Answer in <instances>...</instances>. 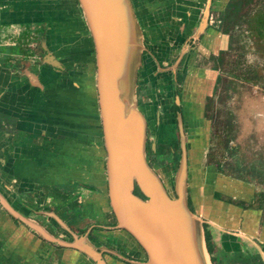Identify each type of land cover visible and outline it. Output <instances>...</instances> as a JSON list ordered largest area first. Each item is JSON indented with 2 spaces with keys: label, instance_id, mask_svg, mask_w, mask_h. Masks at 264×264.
<instances>
[{
  "label": "crops",
  "instance_id": "1",
  "mask_svg": "<svg viewBox=\"0 0 264 264\" xmlns=\"http://www.w3.org/2000/svg\"><path fill=\"white\" fill-rule=\"evenodd\" d=\"M62 1L0 0V193L18 198L21 206L28 200L53 205L61 222L71 220L79 229L95 224L90 239L121 252L132 251L146 264V253L128 232L101 228L116 219L109 199L95 51L77 0H67L77 11L71 18L75 25L67 24L59 12ZM132 1L148 41L143 44L141 34L135 101L139 105L140 98L147 134L153 127L158 145L177 148L169 104L173 82L180 87L184 116L189 117L184 126L190 135L185 138L188 201L201 223L207 263L264 264V208L256 205V196H241L240 182L227 176L208 168L195 175L191 168L203 163L205 156L200 150L205 146L202 137L194 133L201 132L202 124L191 119L200 118L204 108L198 102L212 94L218 76L207 56L226 50L228 37L212 30L210 37L190 44L199 34L194 31L202 13L200 0ZM184 56L185 64L178 69ZM205 59L209 64L201 65ZM198 91L201 99L195 100ZM153 149L155 155L164 153L162 147ZM152 169L162 180L157 168ZM1 206L0 264H93L75 249L42 239L26 224L16 229ZM48 219L51 222L52 217ZM52 221L57 228L63 225ZM58 247L64 249L62 255L55 254ZM107 258L108 264H127L122 258Z\"/></svg>",
  "mask_w": 264,
  "mask_h": 264
},
{
  "label": "water",
  "instance_id": "2",
  "mask_svg": "<svg viewBox=\"0 0 264 264\" xmlns=\"http://www.w3.org/2000/svg\"><path fill=\"white\" fill-rule=\"evenodd\" d=\"M77 1L94 43L98 105L108 153L109 199L116 228L137 241L147 255L146 264H208L201 223L188 206L189 171L181 122L182 158L174 179L176 198L147 161V119L135 101L142 40L132 2ZM205 26L206 20L202 28ZM137 187L145 200L135 194ZM0 204L42 239L82 252L96 264H107L87 236L64 242L18 213L1 193Z\"/></svg>",
  "mask_w": 264,
  "mask_h": 264
},
{
  "label": "rangeland",
  "instance_id": "3",
  "mask_svg": "<svg viewBox=\"0 0 264 264\" xmlns=\"http://www.w3.org/2000/svg\"><path fill=\"white\" fill-rule=\"evenodd\" d=\"M232 1L239 2L241 0H226L224 2V5L226 4V7L224 6L226 16L224 15V17H227V9H230L229 5L232 4ZM62 4V9L59 12H62L61 15L65 20L67 19V24H73L71 18L77 14V11H72L71 2L67 0ZM219 26L223 28L222 35L228 37L230 41L225 50L226 53L223 52L224 54L219 58L221 74L213 97L205 102L207 108L204 115L200 114L201 118L207 120V131H205L204 124V130L201 132L205 143V146L200 148L202 151L205 150L203 163L191 168H193L195 175L200 170L203 174L208 168L220 176H227L240 182V195L244 197L250 195L251 198L256 196V205L264 208V0H249L248 4L240 8L232 21L223 19ZM87 37L90 38L88 34ZM207 57L214 65L210 55ZM207 59L202 60L201 65L209 64ZM178 93V90L173 93V99L179 95ZM201 94L200 91L196 92L194 99H201ZM138 96L140 97L139 93ZM165 104L166 101L163 102V105ZM174 131L177 139L179 130L175 127ZM198 133L200 134L199 131ZM157 141L156 129L150 127L147 134L146 152L148 157L153 160L151 166L154 169L157 168L167 191L169 190L170 195L176 198L173 183L181 162L182 148L158 145ZM153 147L156 150L158 147H162L164 153L160 156L155 155ZM171 150L172 154L169 153ZM172 161L175 164L173 167H171ZM28 202L34 208L40 209L41 212L48 208L45 212L49 213L53 206L46 207L45 205L34 204L30 200ZM5 215L7 216V214ZM39 220L44 222L43 217H40ZM11 221L16 229L20 228L18 221H14L12 218ZM51 229L53 230V227ZM67 229L74 231L79 236L84 235L88 228L78 229V231L69 227ZM55 231L60 236L69 239L59 227ZM89 240L99 251H101L100 248L103 252L106 251L104 247L107 246L101 245L99 240L90 238ZM63 250V248L58 247L55 249V254L62 255ZM112 250L120 255H125L114 248ZM129 254L133 255L134 252ZM133 261L135 263L143 262L134 259Z\"/></svg>",
  "mask_w": 264,
  "mask_h": 264
},
{
  "label": "flooded vegetation",
  "instance_id": "4",
  "mask_svg": "<svg viewBox=\"0 0 264 264\" xmlns=\"http://www.w3.org/2000/svg\"><path fill=\"white\" fill-rule=\"evenodd\" d=\"M196 2L198 1V0H195ZM226 0H200V4H199V7H198V10H201L202 11V13L199 15V20H198V22H197V30H195L194 31V34L198 31L199 32V34L197 35V38H195V39H191L190 41H191V43L190 44H192V42L193 41H200V39L202 38V39H204L207 35H208V33L210 32V31H212V30H214L215 31V33L216 34H219V35H222V33H223V28H221L220 26H219V24H221L222 22H223V19H224V15H225V12H226V4L224 5V2H225ZM131 2H132V5H133V8H134V11H135V14H136V18H137V22H138V24H139V28H140V31H141V34H142V37H143V44H145L146 45V43L148 42L146 39H145V37H144V32H145V29H144V27L142 26V22H140L139 20H138V18H140V15H139V12H138V9L137 8H135V6H134V3H133V1L131 0ZM229 2H231V1H229ZM77 3H78V6H79V8H80V12H81V14H82V17H83V19H84V16H83V12H82V9H81V7H80V5H79V2L77 1ZM225 6V7H224ZM201 7V8H200ZM196 7L194 6V9H195ZM228 8V7H227ZM200 11V12H201ZM207 14V15H206ZM140 20H141V18H140ZM204 20H206V26L204 27V28H202V24H203V22H204ZM85 21V20H84ZM85 23V26H86V29H87V31H88V34H89V37H90V39L92 40V42H93V39H92V37H91V34H90V32H89V29H88V27H87V25H86V22H84ZM199 29V30H198ZM197 34V33H196ZM208 37H210V36H207L206 38H208ZM189 41V42H190ZM229 41H230V39H229ZM194 44H192V46H193ZM40 46H41V44H40ZM93 47H94V43H93ZM42 48V47H41ZM145 48V47H144ZM94 51H95V49H94ZM225 51V50H224ZM223 50H220L218 53H216V54H213V53H211L210 54V57H211V59H213L212 60V62L214 61V68H215V70L218 72V76H217V79H216V82H215V86H214V90H213V92H212V94L211 95H206V97L204 98V100H203V102H198V103H202V104H199V106H202L204 109H203V113H202V116L204 115V113H205V110H206V108H207V104L205 103V102H208V100L210 99H212V97H213V93L215 92V88H216V84H217V82H218V79H219V77H220V74H221V72H220V68L218 67L219 66V58H221L222 57V55H223V52H224ZM144 52V51H143ZM189 53V52H188ZM187 53V54H188ZM187 54H186V56H187ZM47 56V55H46ZM183 56V55H182ZM186 56H184L183 57V59H182V57H180L179 58V63L178 64H176V67L178 66V69H182L183 68V66H184V64H185V60H186ZM95 58H96V55H95ZM209 58V57H208ZM43 59V58H42ZM44 60H46V58H44ZM44 60H42V61H44ZM52 62H54V60H50L49 61V63H52ZM61 69V68H60ZM97 69V68H96ZM138 80V79H137ZM138 81H136V83H137ZM138 84V83H137ZM136 84V86H138ZM173 86H174V92H176L177 91V88L179 87L178 86V84H176V82L174 81L173 82ZM180 88V87H179ZM181 88H182V86H181ZM142 91V90H141ZM140 88H139V90H138V93H139V95H140ZM179 92V91H178ZM183 93V92H182ZM179 94V93H178ZM97 97H98V94H97ZM180 98V99H179ZM180 102H179V101ZM182 101H183V98H182V94L180 95V97H179V95H177L174 99H172L171 100V102H170V104H169V106H170V111H171V113H172V115H173V120L174 121H176V128L179 130L178 132H179V136L177 137V144L176 145H178L179 147H181L182 148V142H181V132H180V122H181V124L183 125V129H184V131H183V134H184V137L186 138V137H190V135H189V133L188 134H186V130H185V124H186V122L188 121V119H189V117L188 116H184V111H183V105H182ZM138 107H140V105H141V102H140V98L138 99ZM164 108V107H163ZM163 108H161L160 110V113H164L165 111H164V109ZM196 114H199L198 113V111H196ZM181 115V116H180ZM161 117V116H160ZM204 118H205V116H204ZM191 121L192 122H194L195 124H199V125H201V128H200V130H201V132H202V130H204V124H205V128H206V130L205 131H207V120H205V119H203V118H201V116H200V118L199 119H197V118H195V119H191ZM201 132H200V134H197L195 131H194V133L196 134V135H199V137H202V139H199V140H202L203 141V144H205L204 143V138H203V136L201 135ZM205 134H207V132H205ZM186 135V136H185ZM207 137V136H206ZM206 139V138H205ZM146 142H147V138H146ZM206 142H207V140H206ZM147 144V143H146ZM146 151H147V145H146ZM181 153H182V151H181ZM146 157H147V161L149 162V165L151 166V163H153L152 161V158H149L148 157V155H147V152H146ZM181 158H182V154H181ZM152 167V166H151ZM153 168V167H152ZM13 195H14V193H13ZM6 200H7V202L8 203H10V205L18 212V213H20V214H22L24 217H26V219H28V220H30V221H33V222H35V223H37V224H39V225H41L48 233H50L52 236H54V237H56V238H59L60 240H62V241H64V242H67V243H70V242H72L73 241V239H74V237L75 236H78L74 231H69L67 228L69 227V228H71L72 230H75V231H78V229L79 228H77L74 224H72V222H70L71 220H69V221H64V223L63 222H61V219H59V217H60V215L58 214V212H55L54 211V209L55 208H53V207H51V209H50V211L51 212H45V211H47L48 210V208H45V210L43 209L42 210V212H41V210L40 209H36V208H34L33 206H32V204H30L28 201L26 202V204L24 205V204H22V206L21 205H19L18 203L20 202H18V198H15V200L12 198V197H7V195H6V197H4ZM140 198H142V199H144L143 197H140ZM145 200V199H144ZM16 201V202H15ZM18 202V203H17ZM19 205V206H18ZM17 208H15V207ZM46 207H48V206H52V205H45ZM189 206L191 207V202H189ZM2 207V206H1ZM40 212V213H39ZM32 214H34V216H32ZM44 214H46V215H44ZM12 216V219L14 220V221H18L19 222V224H23L24 226H26L20 219H18V218H16V217H14L13 215H11ZM51 218L52 217V220H54L55 222H61L64 226H66V229L64 230V228H63V225H60L59 226V229L62 231V232H64L65 234H66V236H68L69 237V239H67L66 237H62V236H60L59 234H57L56 233V231H55V229H57V227L55 226V224L53 223V221L51 220V222H48V221H46V219H48L49 217ZM59 216V217H58ZM40 217H43L44 218V222H42V221H40L39 219H40ZM116 219V218H115ZM49 220V219H48ZM57 222V223H58ZM47 224H49L50 226H48ZM116 224H117V222L115 223V224H113V225H106V226H102L101 228L102 229H104V231H106V232H113V231H116V230H118L117 228H116ZM95 226V227H94ZM94 226L93 225H91V227L90 228H88L87 230H86V232L85 233H87V234H85L84 233V235H79V236H87V238H88V240H89V236L90 235H92V233H93V231L95 230L94 228H96L97 227V225H95L94 224ZM53 227V230L51 229ZM70 238H71V240H70ZM90 241V240H89ZM91 242V241H90ZM56 245V244H55ZM97 248V247H96ZM104 248H106L105 250V252H102V251H99V252H101L102 253V255H103V258L105 259V262L107 263V261L106 260H108V258L107 257H116V258H119V259H121V260H123L125 263H127V264H141V262H134L133 261V259L134 260H136V261H142V259H137L136 258V256H134V255H131V254H129L130 252H132V251H129V253H124V252H122L123 254H125L126 256H127V258H126V256L124 255H120L119 253H115L113 250H112V248H110L109 246L108 247H104ZM110 248V249H109ZM101 249V248H100ZM102 250V249H101ZM107 250H111V252L109 253V252H107ZM120 253H121V251H119ZM81 254H83L82 252H80ZM85 257H87L88 259H90L88 256H86L85 254H83ZM123 256V257H122ZM91 260V259H90ZM92 261V260H91ZM146 261H147V259H146ZM93 262V261H92ZM93 264H96V263H94L93 262ZM108 264V263H107Z\"/></svg>",
  "mask_w": 264,
  "mask_h": 264
},
{
  "label": "trees",
  "instance_id": "5",
  "mask_svg": "<svg viewBox=\"0 0 264 264\" xmlns=\"http://www.w3.org/2000/svg\"><path fill=\"white\" fill-rule=\"evenodd\" d=\"M248 3H249V0H241L239 2H233L232 1V4L229 5V8L230 9H227L228 10V15H227V17H224V20H226V21H232L233 20V17L239 12L240 8L243 7V6H245ZM224 53H226V51H224ZM219 62H220V60H219ZM219 64H221V63H219ZM218 67L221 68L220 65ZM135 194H137L140 197H143V195L140 192V190H139L138 187L135 190ZM143 198L145 199V197H143ZM144 262H147V261H144ZM142 263L143 262H141V264Z\"/></svg>",
  "mask_w": 264,
  "mask_h": 264
}]
</instances>
